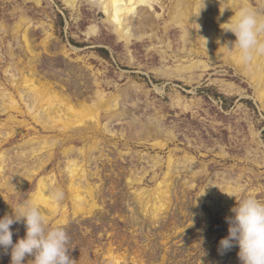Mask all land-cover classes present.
<instances>
[{
    "label": "rangeland",
    "instance_id": "374dc122",
    "mask_svg": "<svg viewBox=\"0 0 264 264\" xmlns=\"http://www.w3.org/2000/svg\"><path fill=\"white\" fill-rule=\"evenodd\" d=\"M248 1L264 15L259 0ZM171 2L157 0L152 4L154 11L161 14L156 29L161 38L164 36L163 43L159 38L145 36L141 41L134 39L131 48L126 49L106 17L87 0H81L75 9L63 0H41V4L34 0H0V22L6 26L12 27L22 13L36 23L37 28L32 29L36 31L34 44L40 51L36 67L40 76L51 81L60 93L79 102L89 101L95 87L109 96L121 88L125 92L119 107L127 116L116 118L103 111L100 118L101 123L108 122L109 128L115 130L113 135H104L97 129L98 123L92 121L71 127L64 134L57 129L45 131L27 114L0 112V154L9 149L6 165L0 168V217L11 214V207L34 193L38 180L45 177L53 192L63 194L57 200L60 211L46 212L45 219L50 226H61L68 233L69 255L74 264H240L238 245L223 253L218 251L220 239L228 233L225 218L232 215L230 209L237 204L235 197L225 192L236 191L237 199L251 194L264 200V107L255 98L256 88L235 70L234 64L215 61L207 55L182 58L186 54L178 49L182 47L183 32L180 28L169 33L163 29ZM41 22L54 33L47 49L41 44L45 37L43 28L38 27ZM92 24L99 32L88 37L85 32ZM6 38L19 54L18 41L13 40L12 33ZM169 42L171 48L167 46ZM8 45V41H0V82L14 91L4 73L10 62ZM160 45L168 50L164 63L159 49L153 48ZM173 50L180 56L175 57ZM25 54H19L24 61L28 59ZM190 58L213 60L216 65L203 76V69H197L190 84L155 72L187 64ZM129 59L136 64H128ZM94 78L101 81L99 87L93 83ZM131 80L139 88L130 87ZM156 118L165 134V139L158 138L164 143L161 146L154 144L158 139L142 126ZM26 122L30 125L22 129H29L20 134L17 130ZM2 132H13L11 141ZM40 135L58 139V145L48 148L52 159L36 172L19 169L18 144ZM93 136L105 139L93 153L96 158L92 163L87 158L85 166L97 207L87 213L76 212L62 150L72 145L87 149ZM158 155L161 163L155 164L152 158ZM38 157L29 158V163L36 164ZM21 174L31 180L21 182ZM162 180L167 181V193L156 210V190ZM64 209L67 220L61 222ZM10 228L14 243L25 236L23 223H14ZM10 259V249H0V264H10ZM31 259L25 257L24 264Z\"/></svg>",
    "mask_w": 264,
    "mask_h": 264
},
{
    "label": "bare ground",
    "instance_id": "6f19581e",
    "mask_svg": "<svg viewBox=\"0 0 264 264\" xmlns=\"http://www.w3.org/2000/svg\"><path fill=\"white\" fill-rule=\"evenodd\" d=\"M34 1L37 4H41V0ZM63 1L66 5L73 9H75L81 2V0ZM154 1L157 0H87L89 5L98 9L99 14H103L106 17V22L109 24V27L110 29H112L113 33L116 34L118 42H122L125 45L126 49L131 48L130 46L131 44H133L132 42L134 39H138V41H141L143 38H145V36H147L151 40H153L154 38H159V42L164 40V36H162L163 38H161L158 34V30L156 29L158 25L157 20L161 18V14H158L156 13V11H154L152 7ZM259 1L262 3L264 8V0ZM171 3L172 4L170 6L168 18L164 21L163 29L166 33H169L171 29L174 30L175 28H180V30L183 32V34L181 35L182 47L178 49L180 53L181 51H183L186 54L182 58L191 57V55H207L209 58L215 61L222 60L225 64H234L236 68L235 70H237V72L241 73L242 75L246 76L247 79L255 86V98L260 100L262 107H264V57L256 58V60H254L250 65H242L238 59V56L235 53V50H233V54L229 56L227 54V46H231V43L235 41L236 37L233 33H231L230 31H224L221 27L222 24L227 23L230 20V18L234 15L235 10H237L242 5H247L252 8L251 3L248 0H203L204 5L202 3V0H172ZM221 10H223V12H221ZM38 27L43 28L45 37L43 38L41 44L44 49H47L48 44L51 40L50 38L51 36H54V33L51 32L50 29H47L45 27V22L39 23ZM36 28V23L33 22L32 19L25 13L21 14L19 20L16 21V23L12 27H8V25L6 26L2 21L0 22V41H2V43L8 41L9 43L7 48L8 52L6 51V53L9 55L8 57L10 59V62L4 68V73L8 77V82L10 83V86L15 91L14 92L10 90V87L8 88L4 85V83L0 82V112L3 113L12 110L16 113L27 114L33 119V121L37 125L41 126V128L45 131L57 129L58 131L64 134L71 127H81L83 125L88 124V122L92 121L96 122V125L98 123L99 126H97V129L99 128V131L101 133H104V135L106 133L112 135L115 134L116 132H113L115 130L112 131L109 128L108 122L103 124V122L101 123L100 118L102 116L103 111L111 114L112 116H116V118H118L120 115H125L124 111H122L119 107L120 102L124 97V90L121 88V90H119L117 94L109 96L108 93H105V91H103L102 89L95 87V92H93L95 93V95L92 94L93 96H89V101L82 100L79 102H74L72 99L60 93V91H58L53 86L51 81H48L42 76H40V73L36 67V65L38 64L37 58L40 53V51L36 47V44H34L33 39L34 33H36V31H33L32 29L35 30ZM132 30H134V32ZM98 32L99 29L97 25L92 24L88 27V30L85 32V35L88 37H93L96 36ZM10 33H12L13 40L15 39V41H18L17 47L19 49V54L26 53V57L28 56V59L26 61H24L22 55L16 53L17 48H15L14 43L9 39L7 40L6 37H8ZM167 46L171 48L172 44H170L169 42ZM162 47L163 46L160 45L158 47L154 46L153 48L154 50L155 48L159 49L158 53L161 57L160 60L164 63L168 60V50L163 49ZM62 50H65V47H63ZM131 53L129 54L131 55ZM173 54L175 57H177L179 55V52L173 50ZM2 58L3 54L0 50V61H2ZM131 59L127 61L128 64H136L135 62H131ZM213 60L211 62H208L207 59L206 61H193V59L190 58V62L187 64H179L178 67L171 69L167 67H165L164 69H156L155 72L165 76L167 79H176L177 77L178 80L184 81L186 84H190L193 82L195 77L193 72H195L197 69H203V73L200 74V76H203L204 72L214 69L216 62ZM130 82V87H138L136 86L137 84L135 80H131ZM93 83H95L97 87H99L101 81H98L97 78H94ZM92 86L94 87V85ZM156 89L159 90L157 86ZM122 101L124 102V100ZM29 125L30 124L27 122L23 123L19 126L21 130L17 131L20 132V134H23L22 132H24L25 130L28 131L29 128H22L24 126L28 127ZM142 126L143 130L145 129L148 133L150 132V134H153L156 139L160 137H163L165 139V134L162 131V125L160 126V121L158 118L148 123L144 122ZM2 133L6 140L9 141L13 132ZM174 135L175 134L173 132V136ZM69 136L71 137V134L68 136L64 135L66 139ZM93 138V142L87 149L85 147H76L72 145L63 148L62 150V153L66 158L65 170L71 179L70 186L74 193V207L76 209V212H91L93 207L96 206L93 196L94 187L92 188L90 185L91 182H88L87 169L85 168V166L88 162L92 163L93 159L96 158L94 156L96 154L93 155V153L94 151H96V149H100L102 139L104 138L99 139L97 136H93ZM108 142L109 141H107V143ZM154 142L155 145H164L163 141H161L160 139ZM57 143L58 139L50 140V138H46L40 135L30 137L26 139L23 143L18 144L17 148L20 152V156L18 159L19 163L21 164L19 166V169H26L25 171L32 173L38 171V169L47 165L52 159L53 155L52 153H50L48 148L55 147L56 145H58ZM8 151L9 149L6 151L4 150L0 154L1 169L6 165ZM121 154H123L122 151ZM39 155L40 157H38ZM36 157H38L37 160H35L36 164L31 165L32 163H29L28 159ZM152 160L155 164L161 163L159 155L153 157ZM21 176V182L28 183V181L31 180V177L27 174H21ZM166 182L167 181L162 180L157 185V204L155 206L156 210L159 209L160 206H162V201L164 200L165 195L167 193L164 188L166 187ZM231 192L233 191L229 189V193ZM52 193L53 191L50 189L46 178L41 177L38 180L35 192L30 194L29 196L39 203V205L41 206L42 214L44 216L46 212H52L53 214H57L60 211L58 201L53 198ZM90 202L91 205L88 206L87 204ZM66 220L67 210L64 209L61 213V222H66Z\"/></svg>",
    "mask_w": 264,
    "mask_h": 264
},
{
    "label": "clouds",
    "instance_id": "9594fccd",
    "mask_svg": "<svg viewBox=\"0 0 264 264\" xmlns=\"http://www.w3.org/2000/svg\"><path fill=\"white\" fill-rule=\"evenodd\" d=\"M221 27L236 37L231 46H227L229 56L235 50L242 65H250L256 58L264 57V15L242 5ZM225 193L234 196L237 204L230 209L232 215L225 218L228 233L220 239L218 251L223 253L238 245L240 264H264V200L251 194L237 199L236 191ZM62 195L59 190L52 193L56 200ZM11 208V214L0 217V249L4 252L10 249V264H24L27 256L33 257L28 264H74L69 255L68 233L61 226L48 224L35 199L25 197ZM14 223H23L26 228L25 236L15 243L10 228Z\"/></svg>",
    "mask_w": 264,
    "mask_h": 264
}]
</instances>
